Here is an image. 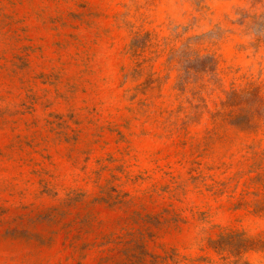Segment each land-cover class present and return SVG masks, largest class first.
Segmentation results:
<instances>
[{
	"label": "rangeland",
	"instance_id": "rangeland-1",
	"mask_svg": "<svg viewBox=\"0 0 264 264\" xmlns=\"http://www.w3.org/2000/svg\"><path fill=\"white\" fill-rule=\"evenodd\" d=\"M0 264H264V0H0Z\"/></svg>",
	"mask_w": 264,
	"mask_h": 264
}]
</instances>
